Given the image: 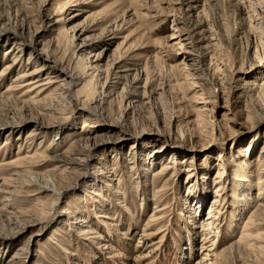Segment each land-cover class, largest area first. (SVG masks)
Wrapping results in <instances>:
<instances>
[{"label":"rangeland","instance_id":"obj_1","mask_svg":"<svg viewBox=\"0 0 264 264\" xmlns=\"http://www.w3.org/2000/svg\"><path fill=\"white\" fill-rule=\"evenodd\" d=\"M263 82L264 0H0V264H264Z\"/></svg>","mask_w":264,"mask_h":264},{"label":"bare ground","instance_id":"obj_2","mask_svg":"<svg viewBox=\"0 0 264 264\" xmlns=\"http://www.w3.org/2000/svg\"><path fill=\"white\" fill-rule=\"evenodd\" d=\"M19 61H20L19 59H16L15 58L13 60V65L15 66L17 63H19ZM49 62H50V59L49 58H46V59H44V61L42 63V67H40L42 69H37V70L33 69L31 71H26L22 75L17 76L15 79L18 80L20 78H23V79H25V78H29L30 79L31 78L33 80L32 81H29L28 84L32 85V83H34V84H36V87L50 85V84H52L54 82H58V84L60 86H63L67 82L66 80L69 79V81H72V82L75 80L74 76L71 75V74H69L63 68H58L57 67L55 69H52L50 72H46V69L45 68H47L48 66H50V63ZM10 67H12L11 64L6 65L4 67V69H3V72H5L6 70H8ZM16 67H17V65H16ZM90 68L91 69H94L95 71L97 70V68H98V61H97V59H94V60L91 61ZM91 69H90V71H91ZM39 70H41V71H39ZM3 72H1V73H3ZM97 72H98V70H97ZM41 75H43V76H41ZM54 79H58V80H54ZM263 84H264V82H263ZM70 95L71 94H69V96ZM42 156H43V153L42 152H35V153H32L30 156H27V160H26L27 162L25 161L27 163V166L26 167H29V166H32V167L33 166H38V165H40L38 162H40V161H48L49 160V159L43 158ZM170 168L171 167L169 166V163H163L160 166L159 170L156 172V174H158L160 172H163L164 173L167 170H169ZM238 172H239V169H238ZM38 176H36L35 178H32L33 179L32 181L34 182V184L36 183L35 184L36 185V189H34L35 194L36 195H39V194H43V193L48 192V191L49 192H53L54 191V189H53V187H54L53 183H51L49 179L44 180L45 182L43 181L44 176L47 177L48 175L41 174V175H38ZM238 176H239L238 177V180H243L242 173L241 174H238ZM221 177H222V170L218 169L215 172L214 178L216 179V178H221ZM217 182H220V180H217ZM259 185H261V186H259ZM256 186L258 187L257 188V191L258 192H257V195L256 196H260V194L262 193V196L261 197L263 198L264 192H260V191L262 189H264V183L262 181H259L258 180V181H256ZM211 200L212 201H211L210 205L207 207L208 209H207V211L205 213L206 214L205 218H203V219L201 218V225H202V227L199 230L200 232H205L207 229H212L214 222H212L211 220L213 219V221H217V216L216 215L218 213H220V210L216 207V204L218 203V200H215V199H211ZM258 206H259V204H258ZM259 209L260 208H258V210H256L255 213H251L245 219V221L242 224V229L240 231V234H239L236 242L237 243H240V242H243V241H249L250 242V245H252V246L256 245V247L260 251H264V240H263V238H261L260 233H255V234L249 233V230L251 228H253V227H255V226L258 225V223L255 222V218L254 217H256L255 215H258V212L257 211H259ZM261 209H264V207L261 208ZM155 215H156V213H152L150 215V218H154ZM152 221H154V220L151 219L149 221V223L152 222ZM148 226H149V224L147 223V226H146L147 229H148ZM87 229L86 230L81 229L79 231V235H82V236L86 235L87 236L88 234H92L93 233V231L89 230L90 228L88 230ZM208 242L209 241L206 238H203L202 240H200L201 247L205 246ZM213 244L211 243V244H209V246L210 245L212 246ZM206 248L207 247H205V249H204L205 251L207 250ZM205 255H207V254L205 253Z\"/></svg>","mask_w":264,"mask_h":264}]
</instances>
